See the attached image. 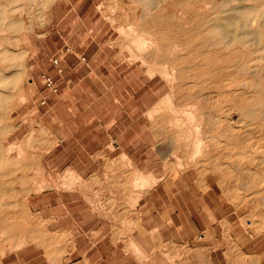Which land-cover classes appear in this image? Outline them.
Masks as SVG:
<instances>
[{"label": "bare ground", "instance_id": "obj_1", "mask_svg": "<svg viewBox=\"0 0 264 264\" xmlns=\"http://www.w3.org/2000/svg\"><path fill=\"white\" fill-rule=\"evenodd\" d=\"M120 1L123 5L125 0ZM61 2L0 0V264H93L100 179L103 188L114 193L107 203L113 205L118 195L124 196L133 212L148 209L149 201L169 208L179 202L176 191L185 200L197 199L204 218L213 204L223 211L222 196L234 205L251 203V214L241 218L242 238H233V216L215 211L196 239L213 240L211 251L217 240L231 241L239 264H264V254L246 245H259L264 237V0H128L127 22L120 13H109L111 4L100 7L120 31L117 40L107 41L115 48L108 59L118 57L128 66L139 63L159 89L166 88L165 96L140 119L149 133L144 151L166 163L157 167L160 175L144 173L137 158L123 153L128 145L119 141L113 152L123 153V158L116 160V172H109L106 151H99L91 161L103 155L107 171L102 178L93 173L86 179L79 170L84 155L82 121L87 117L90 126H96L97 103L83 112L72 93L69 121V99L60 83L75 80L77 90L84 67L95 79L98 56L83 59L79 48L70 46L43 64L29 59L35 56L29 44L35 24L25 13L39 3L42 21L51 22L53 8ZM42 68L48 81L36 74ZM81 92L91 97L96 89L85 84ZM54 97L55 110L38 111ZM36 112L41 115L34 122ZM71 157V166L65 168ZM127 157L130 167L124 170ZM68 223L76 230L67 231ZM220 226L223 234L218 239L214 233ZM111 243H122L125 253L133 249L137 256L146 251L141 241L123 237L122 231L113 234ZM200 250L196 248L197 255ZM186 251L189 256L194 249Z\"/></svg>", "mask_w": 264, "mask_h": 264}, {"label": "rangeland", "instance_id": "obj_2", "mask_svg": "<svg viewBox=\"0 0 264 264\" xmlns=\"http://www.w3.org/2000/svg\"><path fill=\"white\" fill-rule=\"evenodd\" d=\"M99 1L63 0V2L54 6V16L52 17V15H49L51 22L42 21L40 4L34 3L31 6L32 8L34 7V11L30 7L28 8V13H25V16H28V19L31 17V21L35 24V34L29 41V44L34 49L33 52L35 56L31 55L29 59L43 64L47 59L53 60L54 58H58L60 50L63 48L69 49L71 48L70 46H72V48H79L78 51L81 53L83 59L88 58L90 60L98 56V62L95 64L98 74L95 79L88 76L89 68L84 67L83 73L77 77L76 80L78 85L77 90L74 88L75 80L70 82L66 81L63 84L60 83L62 89L65 91V96L69 99L68 105L65 108L66 116L69 121L72 119V115L70 114L73 109V103L70 101L72 93L75 96L76 101L81 103L83 112H88L87 110L89 106L95 102L97 103V113L95 115L96 126L92 128L90 126V121L92 123V120H87V117L82 121V146L84 155L79 170L85 179L89 178L93 173L99 175L101 178L104 177V174L107 171V163H103L104 156H98V160L94 162V164L92 163L93 161H91L95 153L104 150L106 151L105 157L109 159L108 165L110 167L109 172L111 173L113 171L116 172L114 166L123 158L121 157V154L127 153L131 159L137 158L138 168L142 172L160 175L161 172L157 167H163V164L166 162L159 156H156V154L144 151L145 137H149V133L143 129V124H141L142 121L140 119L145 117L146 113L165 96L166 88L159 89L158 82L152 78L149 73L142 71L139 63V65L134 64L128 66L125 63L120 62L118 57H115L112 61L108 59L115 53V48L112 47L111 44L108 45V42L110 40H117L119 38L118 36H120V31L116 26L112 25L111 21H108L105 18L100 7L106 8V5L109 6L111 4V10L109 9L110 14L120 13L125 17L128 13L126 8L128 6L126 1L128 0H125L123 5H120V0H108L110 2L108 4H106L108 2L107 0ZM113 4H115V8ZM118 4L120 5L119 7ZM29 11L33 14H29ZM37 17L40 18V20ZM126 19L127 18L125 17V20ZM125 22H127V20ZM115 32L118 33L116 34ZM83 39L84 44L81 45ZM57 44H59V46H57ZM105 44L107 46H105ZM108 48L109 50H106ZM64 68L70 76L71 74L69 70H71V66L66 63ZM134 68H137L138 70L136 69L135 71ZM43 69L44 68L39 72L37 70L36 74L41 75L44 78L45 73ZM135 72H138V74ZM44 79L48 81V77H45ZM85 84H91L95 87L96 92L93 96L88 97L81 92V86ZM46 87H43V89L45 90ZM43 98L45 99V97ZM43 98L41 99L42 103L45 101ZM57 102V98L54 97L50 101V104H42V108L38 111L44 112L46 109V111H48L53 108V110H55L54 106H56ZM32 107L35 108V104H32ZM40 115V113L36 112L33 116V121L35 122L38 120ZM118 132L119 134H117ZM119 141H123L124 145L127 144L128 146H126V149L129 150L127 151L125 149L123 153L113 152L114 147H118L117 142ZM91 145L93 146V149L89 151L88 148H91ZM138 158L140 161H138ZM71 159L72 157L69 158L65 168L71 166ZM128 160H130L128 157L125 161L123 160L124 162L122 165L124 170H127L130 167ZM102 181L103 179H100L98 184L99 193L96 230L99 237L97 236L98 247L96 254L92 259L93 264H210L211 262L213 264H239L237 262L238 251L235 249L233 242L226 240L224 242L219 237L223 234L221 226L217 233H214L215 237H219L218 239H220V241L216 239L217 247L213 248L212 251V244L214 245L213 240L206 239L204 236L196 239V236L203 233L204 230L208 228L210 224V216L212 217V213L217 211V213H221L222 216H233L232 219L235 224L233 238H242L244 233L242 231L240 232L241 218L251 214L253 210L251 203H239L236 204V206L232 202L228 203L229 200L222 196L225 201V206L223 204V211L219 212L217 206L213 204L211 206L212 209L209 208L208 210V217L206 218L205 216L204 218L201 215V212H198V210L202 209V206H199V201L197 199L191 201V199L187 198L185 200L184 195L181 192L176 191L179 197V202H177V204L173 206L170 205L169 208H166L162 207V204H159V202L149 201V205L151 206H149L148 209H146L147 207H144L146 210H141L142 208H140L139 212L141 213H139L130 211L127 207L128 199H125L124 196L122 197L118 195V199H116V201L114 200L113 205H111L112 203L108 204L107 202H109L110 199L111 201L114 199V193L104 189ZM169 193L170 190L164 192L166 197ZM225 199L227 200V204ZM185 201L187 202L186 204ZM179 213L181 214L179 215ZM87 214V211L83 212L84 219L88 218ZM178 215L180 217H178ZM258 215L260 216L259 213L257 216ZM138 219L139 221H137ZM182 223L184 227L182 226ZM65 229L67 231L76 230L72 223H68L67 226H65ZM117 231H122L123 237H134L138 241H141L145 245V253L137 256V253L133 249L130 250L129 253H125L121 245L122 243L119 247L114 244L112 245L111 238L114 233H118ZM84 238V243L86 245L88 241L86 234L84 235ZM152 238H154L155 242ZM263 239L264 237L261 235L259 245L258 243L255 245L250 242L246 245L249 246L250 250L264 254ZM161 241H163V243H161ZM154 243L157 244V246ZM158 243L161 245L159 246ZM155 246L160 249H156ZM198 247L201 248L199 255L196 253V248ZM188 248L194 249L189 256H187L188 254L186 253ZM168 251L170 253H168Z\"/></svg>", "mask_w": 264, "mask_h": 264}]
</instances>
